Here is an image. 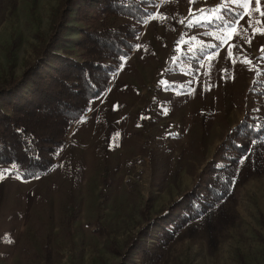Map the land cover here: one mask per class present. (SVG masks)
I'll use <instances>...</instances> for the list:
<instances>
[{"label": "rangeland", "instance_id": "1", "mask_svg": "<svg viewBox=\"0 0 264 264\" xmlns=\"http://www.w3.org/2000/svg\"><path fill=\"white\" fill-rule=\"evenodd\" d=\"M98 1L79 0L71 8L53 50L41 56L43 75L60 57L79 59L76 42L86 23L77 11L86 9L88 18ZM61 2L16 0L0 25V79L10 66L18 77L35 61ZM222 4L158 5L107 91L70 130L54 167L34 179L5 174L0 264H45L46 245L50 264H138L142 250L181 212L182 205L170 210L171 203L203 190L208 166L222 162L221 152L244 112L254 106L264 117V34L253 32L264 28L255 23L264 16L254 11L245 16L238 35L230 29L227 41L201 61L185 55L196 34L203 38L200 23L189 20L201 18L199 9L208 16ZM12 97L1 96L0 106L8 108ZM237 209V221L213 254L202 240L184 239L173 246L168 263L264 264V174L238 190Z\"/></svg>", "mask_w": 264, "mask_h": 264}, {"label": "trees", "instance_id": "2", "mask_svg": "<svg viewBox=\"0 0 264 264\" xmlns=\"http://www.w3.org/2000/svg\"><path fill=\"white\" fill-rule=\"evenodd\" d=\"M78 2L62 0L51 33L35 61L18 77L13 76L10 66L9 73L0 79V97L13 95L8 108L0 106V169L10 170L7 175L34 179L54 167L70 130L107 91L119 66L138 46L143 27L162 3L99 0L88 18L85 7L83 11L79 6L78 19L81 16L86 23L76 42L79 59L60 57L52 72L43 75L41 56L53 50L71 8ZM222 2L226 4L228 0ZM15 6L16 0H0V25ZM230 8L235 11L226 12L223 20L200 22L203 38L198 40L199 34L194 36L196 43L185 53L187 57L201 61L227 41L230 29L226 24L242 12L239 5L232 4ZM28 80L29 90L18 93ZM220 159V164L208 166L202 191L195 188L171 203L170 210L182 205L181 212L167 222L150 247L142 250L138 264H169L173 246L184 239H200L208 254L215 252L238 219V190L250 179L264 174V117L256 107L247 109L232 127ZM261 222L264 227V216ZM43 259L50 264L48 245L44 246Z\"/></svg>", "mask_w": 264, "mask_h": 264}, {"label": "snow or ice", "instance_id": "3", "mask_svg": "<svg viewBox=\"0 0 264 264\" xmlns=\"http://www.w3.org/2000/svg\"><path fill=\"white\" fill-rule=\"evenodd\" d=\"M161 2L167 3V2H171V0H161ZM190 2L194 3L195 0H190ZM232 4L239 5L240 8L242 9L241 15L237 19L230 20L226 24V28L231 29L233 35H238V28L240 25V21L243 20L245 16L251 17L253 11L258 13L260 16H264V9L261 8V0H228V3L222 4L220 8L214 10L212 15L205 16V10L199 9L198 11L201 13V18L193 17L192 20H189V25H191L192 23H200L202 22L203 18H206L208 20H214V19L223 20L225 19L226 12L235 11V9L230 8V5ZM253 4H254V7H253ZM190 15H191V10H190ZM161 18H164V17L161 16ZM180 23H184V21H180ZM251 23L252 21L250 19L249 24ZM255 23L260 24V23H264V21L256 20ZM253 32H259L261 34H264V28H253ZM230 38L231 37H229V39ZM247 42L251 43V40L249 39ZM262 51H264V48H262ZM229 55H231V53H229ZM121 59L123 60L124 57H121ZM245 62L251 63V61H248L247 59H245ZM119 67L122 69L123 64H121ZM161 83H164V82L161 81ZM166 113H167V109H165V114ZM241 163H243V160L241 161ZM6 171H10V170L0 169V180L4 179ZM17 178H22V176L18 174Z\"/></svg>", "mask_w": 264, "mask_h": 264}, {"label": "crops", "instance_id": "4", "mask_svg": "<svg viewBox=\"0 0 264 264\" xmlns=\"http://www.w3.org/2000/svg\"><path fill=\"white\" fill-rule=\"evenodd\" d=\"M228 44H229V45H232V44H231V40L228 42Z\"/></svg>", "mask_w": 264, "mask_h": 264}]
</instances>
